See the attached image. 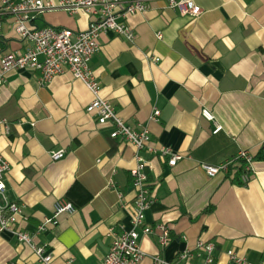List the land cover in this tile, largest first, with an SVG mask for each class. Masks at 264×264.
<instances>
[{"label":"crops","instance_id":"0c3cea01","mask_svg":"<svg viewBox=\"0 0 264 264\" xmlns=\"http://www.w3.org/2000/svg\"><path fill=\"white\" fill-rule=\"evenodd\" d=\"M138 1L147 11L126 19L135 43L104 33L91 68L101 96L126 124L151 135L154 152H139L149 163L156 200L146 223L165 224L170 241L162 248L159 232L141 236L142 264H154L156 255L175 262L187 250L197 253L199 242L215 245L216 264H233L229 251L264 264V160H255L264 147V0H195L203 10L198 18L168 8L167 0ZM35 20L38 28L73 32L90 24L83 10H47ZM14 21L11 14L0 15V61L31 45L16 33ZM92 100L69 72L44 84L38 72L16 71L0 88V152L11 167L6 197L23 207L28 219L17 228L52 254L51 264H103L112 232L132 228L131 171L138 152L112 139L113 127L86 112ZM156 111L160 116L152 120ZM216 125L222 126L219 133ZM163 147L183 159L169 166L170 157L159 153ZM58 151L65 157L54 161L51 154ZM240 151L254 157L248 184L242 182L244 169L211 177L203 168L229 163ZM60 202L73 204L74 212L40 231ZM0 264L42 263L6 231L0 232Z\"/></svg>","mask_w":264,"mask_h":264},{"label":"built area","instance_id":"2783aa9c","mask_svg":"<svg viewBox=\"0 0 264 264\" xmlns=\"http://www.w3.org/2000/svg\"><path fill=\"white\" fill-rule=\"evenodd\" d=\"M167 6L183 16L198 18L203 13L195 0H167ZM54 9H63L71 13L83 10L90 16V24L86 30L79 32L50 26L38 28L32 25V21L38 15ZM147 9L148 6L138 0L129 2L123 0H61L58 5L45 4L44 0H21L20 2L0 0V15H13L16 33L22 40L31 44L24 53H9L2 57L0 88L6 84L9 74L16 71L38 72L44 84H49L56 76L69 72L75 79L82 81L93 95V100L87 105L86 112L94 116L99 125L113 127L110 135L112 139L131 144L138 152L136 156L138 164L131 171L135 190L132 228L119 234L112 232L113 243L103 264H142L146 253L141 247V236L159 232L162 248L166 247L170 241V230L165 224L154 228L146 223V212L154 206L156 200L146 173L149 163L139 155V152L145 149L154 152V149L149 147L150 132L146 128L134 130L126 124L117 113L115 106L101 96V83L91 68L93 58L101 49V36L111 32L132 44L135 43L137 34L127 25L126 19L129 15L143 13ZM159 37H161L160 34ZM155 61L159 62V58ZM203 114L208 120L214 119L206 110ZM159 116L160 112L156 111L152 120H157ZM6 128L8 130L7 126ZM221 130L222 126L216 125L215 133ZM159 153L170 157L168 164L171 167L176 166L183 159L182 155L175 154L170 148L163 147ZM51 156L54 161L61 160L65 157V151L53 152ZM241 163L244 169L242 182L248 184L254 173V157L247 151H240L238 156L229 163L221 166L204 165L203 168L209 176L214 177L219 173H229L231 168ZM10 170V163L0 152V232H12L19 243L32 248L42 264H51L52 254L47 253L44 246L34 244L33 237L28 232L17 228V224L20 221H27L28 217L22 206L8 201L6 197V179ZM109 187H114L112 180L109 182ZM74 210L73 204L69 202L58 203L54 216L46 219L39 230L45 231L49 225L56 226L61 215L72 213ZM215 251L216 247L213 243L199 242L197 253L187 250L180 254L175 262H167L160 255H156L153 261L154 264H216ZM227 254L233 264H250L233 251ZM197 257L201 258L200 262H197Z\"/></svg>","mask_w":264,"mask_h":264},{"label":"trees","instance_id":"16d2710c","mask_svg":"<svg viewBox=\"0 0 264 264\" xmlns=\"http://www.w3.org/2000/svg\"><path fill=\"white\" fill-rule=\"evenodd\" d=\"M35 21H32V25L34 27H36L35 25ZM255 160H258V161H262L264 160V147L261 149L260 153L258 154V156L255 158ZM239 168V169H238ZM234 169H238L239 173H241L243 171V164H238V166H236Z\"/></svg>","mask_w":264,"mask_h":264}]
</instances>
